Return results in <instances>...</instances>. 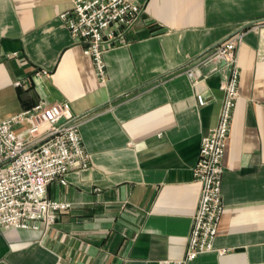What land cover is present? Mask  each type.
<instances>
[{
	"label": "crops",
	"instance_id": "obj_1",
	"mask_svg": "<svg viewBox=\"0 0 264 264\" xmlns=\"http://www.w3.org/2000/svg\"><path fill=\"white\" fill-rule=\"evenodd\" d=\"M133 1L143 13L104 52L100 80L60 18L73 0H0V120L66 101L83 116L90 156L87 170L48 185L49 198L70 206L47 231L0 229V264L182 257L199 196L193 167L223 97L218 75L192 84L185 68L235 32L243 34L239 96L223 157V214L214 250L189 264H264V0Z\"/></svg>",
	"mask_w": 264,
	"mask_h": 264
},
{
	"label": "built area",
	"instance_id": "obj_2",
	"mask_svg": "<svg viewBox=\"0 0 264 264\" xmlns=\"http://www.w3.org/2000/svg\"><path fill=\"white\" fill-rule=\"evenodd\" d=\"M142 13V6L133 0H73L72 8L60 18L74 40L83 45V53L91 57L98 78L105 80L104 52L124 41L125 33ZM242 35L233 33L186 65L185 73L192 84L218 75L223 97L218 121L202 136L193 167L199 196L185 253L177 259L158 260L157 264H189L199 254L214 250L223 214V157L239 96L237 54ZM196 98L199 105L205 104L202 94ZM82 118L71 112L66 101H41L21 114L0 120V229L45 232L59 213L69 208L68 202L49 198L47 187L54 180L65 184L69 172L89 168L90 156L80 134ZM22 122L27 126L16 130L15 125Z\"/></svg>",
	"mask_w": 264,
	"mask_h": 264
}]
</instances>
